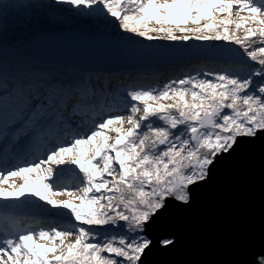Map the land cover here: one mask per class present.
I'll return each mask as SVG.
<instances>
[{"label": "snow or ice", "instance_id": "obj_1", "mask_svg": "<svg viewBox=\"0 0 264 264\" xmlns=\"http://www.w3.org/2000/svg\"><path fill=\"white\" fill-rule=\"evenodd\" d=\"M44 2L149 42H223L258 65L244 77L197 70L130 87L127 115L109 109L100 119L103 101L93 100L111 94V81L44 72L0 80V264H140L150 221L172 203L188 205L218 158L264 135V0ZM15 7L0 3L2 12ZM29 205L66 210L69 223L38 227L21 214Z\"/></svg>", "mask_w": 264, "mask_h": 264}, {"label": "water", "instance_id": "obj_2", "mask_svg": "<svg viewBox=\"0 0 264 264\" xmlns=\"http://www.w3.org/2000/svg\"><path fill=\"white\" fill-rule=\"evenodd\" d=\"M46 27L28 43L30 55L83 74L201 59L251 63L238 48L223 43L162 44L105 33L87 23ZM227 47L234 49L232 54L220 55ZM196 49L206 51L194 54ZM143 235L152 244L140 264H258L264 256V135L242 141L230 155L218 158L209 178L192 188L190 203L170 204L150 221ZM164 238L174 244L161 247Z\"/></svg>", "mask_w": 264, "mask_h": 264}, {"label": "trees", "instance_id": "obj_3", "mask_svg": "<svg viewBox=\"0 0 264 264\" xmlns=\"http://www.w3.org/2000/svg\"><path fill=\"white\" fill-rule=\"evenodd\" d=\"M32 1L31 5L28 3L29 1L21 0L19 4L21 5L25 2V5L19 7L20 9L15 7L9 9L7 12L0 11V24L3 26V29H5V33L2 31V36L7 37V35H9L8 41L0 43V80H9L16 83L21 75L44 72L56 77H63L69 73L76 75H91L94 80L98 77L105 82L111 81V94L97 97L93 100V104H95L97 108H100L101 101H103L104 108L100 113L103 112L107 114L109 109H111L112 114L121 111L120 105L125 107L126 101L124 100V95L126 90L130 87L162 86L163 83L171 78L180 77L185 73L194 74L197 70L222 71L228 69L231 73L244 77L250 74L253 68L258 67V65L252 63L218 62L201 59L180 61L158 68L153 67L133 71H121L113 74H83L68 68L46 64L30 55L28 43L29 39L34 37L38 31L47 28L46 26L50 24L61 22L87 23L97 28H102L105 33H111L112 31L114 35L120 36L121 34H125L118 33L113 24L107 23L100 18L87 16L82 12L68 9L65 6L49 7L45 4L44 0ZM0 3L16 5L11 0L9 2ZM159 43L163 44L164 42ZM17 45L24 46V57H21V55L11 56L10 53L15 51ZM256 79L257 82H259L258 78ZM90 118L91 115L88 119ZM68 223L69 218L66 217V221H62V224L66 226Z\"/></svg>", "mask_w": 264, "mask_h": 264}, {"label": "rangeland", "instance_id": "obj_4", "mask_svg": "<svg viewBox=\"0 0 264 264\" xmlns=\"http://www.w3.org/2000/svg\"><path fill=\"white\" fill-rule=\"evenodd\" d=\"M9 1L10 0H0V2H9ZM11 1L14 2V4H16L18 6L17 9L19 7H22L23 5H25V2L21 5L19 4V1H21V0H11ZM27 1H29L28 3H30L32 5V2H33L32 0H27ZM233 18L234 19L236 18L235 13H233ZM2 31L5 33V29H3V26L0 24V43H4L5 41L9 40V35H7V37H3ZM177 35H179V33H177ZM241 35H242V33H241ZM34 37L30 38L29 42ZM155 41L164 42V44H171V45H182V44H184V43H172V42H167V41H163V40H155ZM192 42L193 41H189L188 43H192ZM10 54H11V56L21 55V57H24L25 56L24 46L23 45H17V48H15V51H12V53H10ZM60 67H62V66H60ZM103 74H106V73H103ZM120 108H121V111H119L118 113L123 114V115H127V113L124 111L123 105H120ZM105 114L106 113L102 112L99 115H97L95 117V119H100ZM91 119H92V117L89 120H91ZM125 127H127V125H125ZM112 135H114V134H112ZM40 203H42V202H40ZM44 208H48V206L45 205ZM64 211H66V210L49 209L48 211H44L41 208L29 205L25 209H23L21 213H23L24 215H27L29 217H32L35 221H39L38 227H44V228L50 229L52 227H62L63 226L62 221H66V217H67L66 215L63 214ZM74 239H75V237H70L68 240L65 241V243H72V242H74Z\"/></svg>", "mask_w": 264, "mask_h": 264}, {"label": "bare ground", "instance_id": "obj_5", "mask_svg": "<svg viewBox=\"0 0 264 264\" xmlns=\"http://www.w3.org/2000/svg\"><path fill=\"white\" fill-rule=\"evenodd\" d=\"M9 166H11V165H9Z\"/></svg>", "mask_w": 264, "mask_h": 264}]
</instances>
